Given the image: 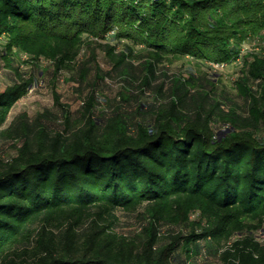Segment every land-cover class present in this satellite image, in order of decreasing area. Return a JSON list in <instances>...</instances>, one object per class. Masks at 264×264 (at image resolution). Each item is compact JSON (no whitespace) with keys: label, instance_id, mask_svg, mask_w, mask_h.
<instances>
[{"label":"trees","instance_id":"16d2710c","mask_svg":"<svg viewBox=\"0 0 264 264\" xmlns=\"http://www.w3.org/2000/svg\"><path fill=\"white\" fill-rule=\"evenodd\" d=\"M262 29L264 0H0V70L44 38L125 45L107 44L104 70L92 47L81 81L97 78L75 115L55 92L58 111L6 125L34 77L0 88V138L16 141L0 157V264H192L214 242L227 243L217 264H264V54L243 50ZM173 55L240 60L243 110L208 75L158 68ZM108 75L123 81L112 96ZM140 208L134 234L114 230L119 209ZM195 213L189 233H161Z\"/></svg>","mask_w":264,"mask_h":264},{"label":"rangeland","instance_id":"374dc122","mask_svg":"<svg viewBox=\"0 0 264 264\" xmlns=\"http://www.w3.org/2000/svg\"><path fill=\"white\" fill-rule=\"evenodd\" d=\"M251 31V30H249ZM113 32V31H112ZM93 43L81 42L69 46L68 44L44 38L40 42H30L28 48L8 50V54L14 57V67L5 65L0 70V88L3 89L7 85L15 82L21 83L25 80H31L33 83L29 86L28 91L16 102L8 114L6 125L20 112H26L33 117L37 112L50 108L54 111L59 110L56 103L55 92L61 96V100L69 106L72 113L77 112L81 101L87 97L86 93L91 89L90 83H93L97 76L93 67L88 75L87 81H81V72L83 69V60L91 56L92 47L95 49L97 63L101 68L107 69L112 65L111 55L109 54V46L114 45V55L121 54L125 50L124 43H117L112 39L94 38ZM244 52H253L264 54V29L258 33L249 32L243 39ZM108 42V43H107ZM106 44V45H104ZM116 44V45H115ZM140 46L135 47L133 60L136 62L145 58ZM44 50V51H42ZM62 60L63 66L58 70L55 69V62ZM242 62L234 60L230 62L213 61L208 65H198V61L193 57H177L173 55L170 60L162 62L158 66L167 69L170 73L185 75V71L193 70L198 76L208 75L215 80V87L218 92L225 90L226 95L232 96L234 102L240 104L238 109L241 111L244 99L238 95L240 89L238 80L241 75ZM44 70V71H42ZM160 71V69H159ZM90 82V83H89ZM100 86L110 94L114 95L123 81L119 76H106L105 80L100 79ZM168 82V81H167ZM252 87L257 88L256 83H252ZM221 129L218 130V137L222 138L227 131L229 125L221 123ZM16 141L11 138H0V157H10L16 153ZM135 212H126L122 209L117 211L118 219L113 228L119 234H134L141 226V210ZM197 214H192L187 223H162L161 233L170 232L189 233L193 228V222L196 220ZM144 223V222H143ZM258 234L264 239V223ZM227 247V243L214 242L213 250L207 248V253L194 255L192 264H217L218 255Z\"/></svg>","mask_w":264,"mask_h":264}]
</instances>
